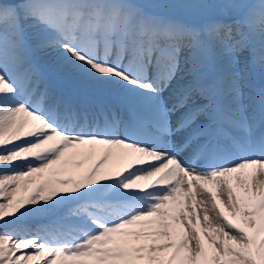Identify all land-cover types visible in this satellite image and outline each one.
Listing matches in <instances>:
<instances>
[{"label":"snow or ice","instance_id":"obj_1","mask_svg":"<svg viewBox=\"0 0 264 264\" xmlns=\"http://www.w3.org/2000/svg\"><path fill=\"white\" fill-rule=\"evenodd\" d=\"M0 264H264V0H0Z\"/></svg>","mask_w":264,"mask_h":264}]
</instances>
